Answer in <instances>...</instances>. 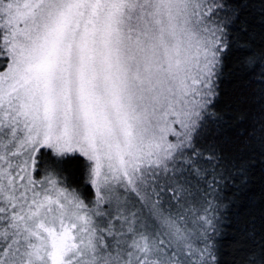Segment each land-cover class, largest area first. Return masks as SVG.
I'll return each instance as SVG.
<instances>
[{"label":"snow or ice","instance_id":"6c2138e0","mask_svg":"<svg viewBox=\"0 0 264 264\" xmlns=\"http://www.w3.org/2000/svg\"><path fill=\"white\" fill-rule=\"evenodd\" d=\"M0 264H264V0H0Z\"/></svg>","mask_w":264,"mask_h":264},{"label":"trees","instance_id":"16d2710c","mask_svg":"<svg viewBox=\"0 0 264 264\" xmlns=\"http://www.w3.org/2000/svg\"><path fill=\"white\" fill-rule=\"evenodd\" d=\"M228 68H225V72L227 73ZM222 89H224L226 92L232 94L235 92L236 88L238 87L236 81L230 79L229 77L225 76L223 83L221 84ZM65 167L69 170H72L73 175H75V170L77 168V164L75 161H68L65 164ZM228 195H231L229 192ZM261 198V190L258 183L251 185V191L244 193L241 195L240 201L243 204L249 205L251 207V202H255V207L258 210L259 208V201ZM248 209L246 208L245 211Z\"/></svg>","mask_w":264,"mask_h":264}]
</instances>
